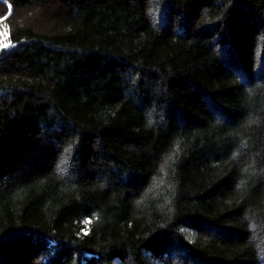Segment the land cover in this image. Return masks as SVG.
<instances>
[{
  "label": "trees",
  "instance_id": "trees-1",
  "mask_svg": "<svg viewBox=\"0 0 264 264\" xmlns=\"http://www.w3.org/2000/svg\"><path fill=\"white\" fill-rule=\"evenodd\" d=\"M0 264H264V0H0Z\"/></svg>",
  "mask_w": 264,
  "mask_h": 264
},
{
  "label": "rangeland",
  "instance_id": "rangeland-1",
  "mask_svg": "<svg viewBox=\"0 0 264 264\" xmlns=\"http://www.w3.org/2000/svg\"><path fill=\"white\" fill-rule=\"evenodd\" d=\"M4 32H5L4 28L0 27V47L3 46V39H4V36H5Z\"/></svg>",
  "mask_w": 264,
  "mask_h": 264
}]
</instances>
